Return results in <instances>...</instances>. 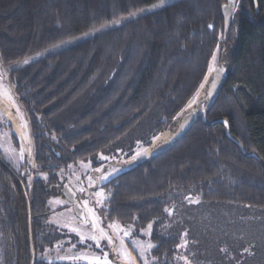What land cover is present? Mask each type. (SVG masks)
<instances>
[{"label": "trees", "instance_id": "obj_1", "mask_svg": "<svg viewBox=\"0 0 264 264\" xmlns=\"http://www.w3.org/2000/svg\"><path fill=\"white\" fill-rule=\"evenodd\" d=\"M225 2L0 0V56L30 139L19 169L0 152L4 264L31 262L28 208L35 264L50 261L63 234L49 203L64 197L69 165L169 127L163 152L102 184L105 219L151 225L157 264H264V0H237L226 35ZM215 52L220 90L210 107L206 92L193 104L196 118L176 136Z\"/></svg>", "mask_w": 264, "mask_h": 264}, {"label": "rangeland", "instance_id": "obj_2", "mask_svg": "<svg viewBox=\"0 0 264 264\" xmlns=\"http://www.w3.org/2000/svg\"><path fill=\"white\" fill-rule=\"evenodd\" d=\"M172 0H166L165 4ZM216 58L217 53L215 52ZM217 60L213 61V56L210 59L209 65L212 64L213 68L217 66ZM214 72V71H213ZM212 73H209V66L206 76L208 79L204 78L202 84L203 87H199L196 93L192 96L190 101L184 106V108L178 113L176 120L180 119L183 116H186L192 111L193 104L200 99L201 96H204L205 92L207 94V89L209 85V79L212 76ZM0 85L3 86L5 90L14 98L15 104L19 108L17 112L16 107L11 106L7 101L0 97V152L3 156V159L11 164L15 169H19L20 165L24 163L25 159L29 160L30 152V139L29 132L27 129V120L26 117L20 108L19 103L16 101L13 96L7 82L4 79V75L0 68ZM173 131L171 127L166 130L155 133L150 137L149 142L146 143H137L131 149L125 148L122 151H115L109 153H100L96 157L86 162L74 163L69 165L68 168L62 169L61 172H64L60 175L59 180L61 182L67 183L75 191L77 198L82 206L84 214H86L87 209L84 208L83 202L85 200L89 201V208L93 209L97 216L101 218V225L105 230L111 233V230L107 228L109 224L113 222L107 221L102 214V205L97 206L95 204L96 196L94 193L99 190L104 189L102 184L108 179L112 178L116 174L122 172L127 165L132 162L142 160L147 157L153 149L159 146L161 143L169 142L172 138ZM15 136L18 140V145L15 146L12 143V136ZM22 155V158H21ZM102 157H106L103 159ZM25 165L28 162L24 163ZM96 169H100V172H96ZM115 170V171H114ZM111 174L108 176L107 180L100 181L96 178L100 177L102 174ZM95 181V187H89V179ZM85 189L84 192L79 191V189ZM105 194V192H104ZM69 201L62 197L61 195L54 197L50 200L49 210L50 214L48 216V223L54 225L56 230L63 234L59 242L50 248V254L48 259L50 261H68L74 264H91L93 256H100L102 252L100 249L95 248L92 245L91 241H88L86 244H81L79 242V236L75 233L69 231L64 225L69 222L70 218H75L78 223H82V220L76 215L72 204H67ZM71 203V202H70ZM69 209L72 211L70 212ZM120 224L119 222H116ZM126 230L130 229V235L125 239V246L128 248L129 252L132 253L133 257L136 258V264H144V261L147 260L148 264H157V259L152 256L151 250H149L143 258H140L139 253L132 247L131 241H140L142 243H151L149 238L151 227H140L135 228L132 224L123 225ZM123 236V233L120 234ZM104 248V251L109 252V259L113 258L112 248L108 245L107 241L104 240L101 242ZM115 243L118 245L119 240H116ZM89 245H92L91 247ZM75 246V247H74ZM81 254H85L87 259L84 258ZM63 257V259H61ZM122 264V262H121Z\"/></svg>", "mask_w": 264, "mask_h": 264}, {"label": "snow or ice", "instance_id": "obj_3", "mask_svg": "<svg viewBox=\"0 0 264 264\" xmlns=\"http://www.w3.org/2000/svg\"><path fill=\"white\" fill-rule=\"evenodd\" d=\"M166 0H159V4H157L155 7H164ZM151 9H142L141 11H150ZM132 15H135L133 13ZM120 21H113L112 24H118ZM111 25L106 24L102 25L101 28H107ZM211 27V25H209ZM99 31V30H98ZM216 55L213 54V61H215ZM28 60H25L24 63H28ZM213 71L219 73L222 72L223 69L219 68H213L212 64L209 65V73H212ZM0 79H3L0 77ZM206 80L208 77L206 76ZM204 85L202 84L201 87ZM0 97H2L5 101H7L11 106L16 107L17 112H19L18 106L15 104V100L11 95L8 93L7 90L3 88L2 85H0ZM22 158V155H21ZM103 159H106V157H102ZM96 172H100V169H96ZM115 171V170H114ZM109 174H102L100 177L96 178L100 181H104L108 179ZM95 181L93 179H89V187H95ZM79 191L84 192L85 189L81 188ZM96 196L95 204L97 206L102 205L105 202V194L103 190L96 191L94 193ZM195 202V201H190ZM84 208L87 209L86 214H84V220L82 223H78L75 218H70L69 222L66 223L64 226L69 229V231L75 233L79 236V242L81 244H86L88 241L92 242V245L95 246V248H98L101 250L102 255L100 256H93L91 264H136V258L133 257L132 253L129 252L128 248L125 246V239L129 237L130 235V229L126 230V228L116 222H113L112 224H109L107 226L108 229L111 230V233L109 231L105 230V228L101 225V218L96 215L95 211L91 208H89V201L85 200L83 202ZM71 212L72 210L69 209ZM166 211H169L166 209ZM169 214H171L169 212ZM79 215V214H78ZM151 227V225H149ZM123 233V236L120 234ZM106 240L108 245L112 248L113 258L109 259V252L104 251V248L102 246V241ZM116 240H119V244L117 245L115 243ZM132 247L139 253L140 258H143L144 255L154 247L155 245L151 243H142L140 241H131ZM92 245H89L90 247ZM75 247V246H74ZM221 251H225V249H221ZM244 252H249L248 248L244 249ZM84 258L87 259V256L85 254H81ZM63 259V257H61ZM186 260V258H184ZM48 264H51L49 261ZM144 264H148V261L145 260ZM187 264V261H186Z\"/></svg>", "mask_w": 264, "mask_h": 264}, {"label": "water", "instance_id": "obj_4", "mask_svg": "<svg viewBox=\"0 0 264 264\" xmlns=\"http://www.w3.org/2000/svg\"><path fill=\"white\" fill-rule=\"evenodd\" d=\"M236 3H237V0H226V2L222 5V12H223V15H224L223 16V18H224V35H226L228 30H229L231 19H232L234 10L236 8ZM0 68H1V71H2V73H3V75H4L5 79H6V82H7L8 86L11 88L12 84H11V81L9 79L8 73H7L6 69H5V66H4V64L2 62L1 56H0ZM219 68H222L223 71L219 72V73L214 71L212 76H211L209 85H208V89H207V99H208L207 100V106L208 107H210L213 104V102H214V100H215V98H216V96H217V94H218V92L220 90L222 82L224 80V76H225L224 68L222 66L216 67V69H219ZM196 116H197V112L194 111V110H192L190 113H188L186 116H184L182 121H181V124L179 126V129L177 130L175 135L176 136H181L182 133L188 128L190 123L196 118ZM202 119H204V117H202ZM217 122L223 123L225 125V132H226V135L228 136V138L231 139L232 141L236 142L237 144H239L230 135L227 121L224 120V119H219V120H217ZM168 144H169L168 142L161 143L159 146H157L155 149H153L151 151V153L147 157H149V158L150 157H155L156 155L160 154L161 152H163L165 150V148L168 146ZM240 147H241V150L244 151L242 146H240ZM136 162L140 163L141 160L136 161ZM25 174H26V170L23 169L21 171V176L24 177ZM62 194L64 195V197L69 202H71L76 215L83 222V220H84V212H83L82 206H81V204L79 202V199L76 196L75 191L72 189L71 186H69L67 183H65L63 185V188H62ZM28 207H29V205H28ZM28 236H29V246H30V250H31V262H30V264H35L36 255H35V251H34V248H33V233H32V226H31V213H30L29 208H28Z\"/></svg>", "mask_w": 264, "mask_h": 264}, {"label": "flooded vegetation", "instance_id": "obj_5", "mask_svg": "<svg viewBox=\"0 0 264 264\" xmlns=\"http://www.w3.org/2000/svg\"><path fill=\"white\" fill-rule=\"evenodd\" d=\"M15 255L17 256L18 255V253H15ZM1 256V255H0ZM0 264H4V262H3V259L1 258L0 259Z\"/></svg>", "mask_w": 264, "mask_h": 264}]
</instances>
